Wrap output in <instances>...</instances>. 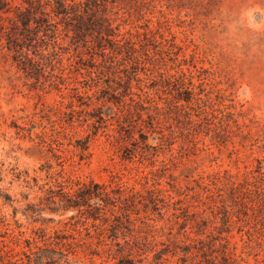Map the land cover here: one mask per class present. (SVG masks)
<instances>
[{
	"label": "rangeland",
	"instance_id": "374dc122",
	"mask_svg": "<svg viewBox=\"0 0 264 264\" xmlns=\"http://www.w3.org/2000/svg\"><path fill=\"white\" fill-rule=\"evenodd\" d=\"M146 8L139 26L148 25L152 30L160 26L163 39L157 38V44L140 52L141 65L136 68L125 57L112 58L109 49L104 54L85 50L66 38L60 25L56 40L40 37L38 43L23 48L31 64L25 61L22 69L0 30V241L14 253L21 251V242L36 239L40 230L48 236L73 233L67 224L72 212L63 216L25 213L27 205H37L42 188L53 184L59 173L73 181L136 189L142 177H154L156 188L172 201L185 200L197 191L195 181L200 176L224 171L241 176L259 163L264 173V0H151ZM116 26V32L123 34L132 25L115 21ZM52 51L56 55L50 56ZM147 67L153 72L142 69ZM166 71L183 72L187 87L193 85L192 91L201 101L241 114L239 123L247 125L243 134L234 124H218L210 115L205 120L187 107L175 110V87L162 92L154 82L159 81L158 72ZM128 78V95L122 88L112 92L119 79L124 83ZM104 90L109 93L105 95ZM134 103L138 105L127 117L131 130L147 120L150 105L165 108L160 127L167 142L161 145L157 131L144 130L145 143L155 151L144 147L134 131L145 157L136 154L124 159L119 146L133 148L134 140L124 133L120 139L116 117L123 105ZM98 112L104 122L98 123ZM88 137V148L82 151L81 142ZM54 154L62 157V166ZM162 213L161 220L148 224L154 243L174 242L162 264H212L215 257L217 264H264V222L198 228L165 224L171 212ZM210 234L225 241H217L212 251L201 255L200 244L194 242H208ZM80 238L96 242L86 234ZM220 243H228L226 260ZM188 246L189 252L184 253ZM70 259L72 264H91L82 258ZM130 259L133 264H155L152 252ZM92 264L116 261L103 255L94 257Z\"/></svg>",
	"mask_w": 264,
	"mask_h": 264
},
{
	"label": "trees",
	"instance_id": "16d2710c",
	"mask_svg": "<svg viewBox=\"0 0 264 264\" xmlns=\"http://www.w3.org/2000/svg\"><path fill=\"white\" fill-rule=\"evenodd\" d=\"M150 2L151 0H0V30L7 36L8 44H11L8 51L13 54L15 61L23 66L22 69L26 68L25 61L31 64L23 55V48L38 43L40 37L48 36L56 40L60 25L63 26L65 37L70 38L71 42L80 43L85 50L96 49L104 54V51L109 49L110 54H113L112 58L125 57L130 66L136 68L141 65L140 52L157 44V38L163 39L160 26L152 30L148 25L138 24V21L144 19L146 6ZM115 21L124 25L131 24L133 31L129 29L119 34L116 32L119 24L113 27ZM119 37L120 39H117ZM53 51L50 56L56 55ZM46 58L48 61L50 57ZM142 69L151 73L154 70L148 67ZM158 78L159 81L154 82L162 88V92L166 87H175V93L172 94L175 110L187 107L195 111L197 117L203 115L205 120L210 115L218 124H234L241 134L247 128L245 123H239L241 114L234 115L227 107L220 109L213 103L207 104V101L196 98L192 91L193 85L188 83L187 87L183 72H158ZM121 81L119 79L116 83L118 87L110 89L115 92L122 88V93L128 95L130 78L124 83ZM104 92L105 95L109 93L105 90ZM182 93L188 96L183 97ZM152 102L148 100L149 104ZM137 105L138 103L123 105L116 117L119 136L124 133L134 140L133 148L119 146L124 159H132L136 154L145 157L141 151L143 147H139L138 141L134 139V131L138 133L144 147L154 148L155 151V147L145 143L148 131H157L161 135V145L167 142V137L160 127V117L165 108H159L157 105L146 108L149 112L146 114L147 120H142L143 124H138L132 130L129 128L127 117L132 114V110L135 111ZM96 117L98 123L104 122L102 112H98ZM99 127L94 126L95 129ZM144 130L147 132L143 133ZM247 135L250 133L247 132ZM216 137H220V134ZM120 139L123 137L120 136ZM118 140L115 139V142L118 143ZM88 142L89 137L81 142L82 151L87 150ZM48 149L49 152L54 150L51 143L48 144ZM53 157L63 165L61 156L54 154ZM138 182L139 189L123 188L119 185L112 187L92 180L73 181L59 173L53 184L42 188V196L39 197L37 205H27L25 213L46 212L51 216H63L72 212L67 224H70L73 233L53 232L48 236L40 230L33 241L21 242L24 245L21 251L16 253L0 241V264H72L70 256L76 260H88L92 264L94 257L101 258L103 255L107 260L116 261V264H125L126 261L133 264L130 258L147 252L153 253L155 264H162L166 261L164 257L174 242L154 243L152 226L148 224L149 221L161 220L165 216L163 210L171 212L165 224H194L198 228L207 224H248L250 220L264 222V173L261 172L260 163L255 170L241 176L232 175L227 171L200 176L195 181L198 190L185 200L172 201L170 196H164L163 192L156 188L154 177H142ZM190 209H193V212L189 211ZM140 212L144 215L140 216ZM196 233L199 235V232ZM83 234L89 239H96L95 244L85 238L77 239ZM208 237V242H194L200 244L199 251L204 256L206 250L214 249L217 241H225L224 238L213 237L212 234ZM119 239H122V242H118ZM16 245L19 246L20 242L17 241ZM114 246L118 248L113 249ZM158 246L161 247L157 249ZM220 246L223 248L222 258L226 260L228 243H220ZM189 249L190 246L182 251L187 253ZM80 255L82 257H79ZM16 257L18 259L13 260ZM196 257L197 255L193 254V258ZM183 259L181 258L186 263ZM215 261L216 257L212 259V264H217Z\"/></svg>",
	"mask_w": 264,
	"mask_h": 264
}]
</instances>
